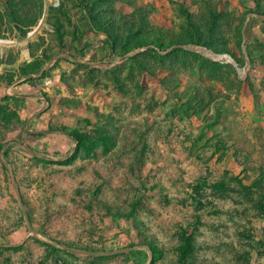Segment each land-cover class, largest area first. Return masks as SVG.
<instances>
[{
  "label": "rangeland",
  "instance_id": "1",
  "mask_svg": "<svg viewBox=\"0 0 264 264\" xmlns=\"http://www.w3.org/2000/svg\"><path fill=\"white\" fill-rule=\"evenodd\" d=\"M210 1L228 52L125 41L193 0H0V264H264V0Z\"/></svg>",
  "mask_w": 264,
  "mask_h": 264
},
{
  "label": "trees",
  "instance_id": "2",
  "mask_svg": "<svg viewBox=\"0 0 264 264\" xmlns=\"http://www.w3.org/2000/svg\"><path fill=\"white\" fill-rule=\"evenodd\" d=\"M26 1L28 0H21V5H23ZM33 2H34L33 5H37V12L34 15V17L33 18L24 17V13L23 14L21 13L20 15L21 22H24L26 25L28 24L29 26H33L37 22L39 17L42 15L43 6H44L43 0H33ZM193 5H197L199 9L197 13L194 12V10L191 9V7H189L188 10L186 9L187 8L186 6L181 7L182 15L185 17V20L187 21V24L183 29L184 34L170 36V40H168L167 44H163L165 43L164 41H166V38H164L163 35L160 34L152 35L150 34V31H148L143 27L142 17L145 15L144 13L137 14V17H140V19L137 20L135 24L133 22L134 16H132V19H128L130 22L127 19H125V26L122 28V32L125 33L124 35L125 41L127 43H131V41L133 42L132 49L139 46L140 47L147 46L152 43H153L152 45L158 47L159 50H163L167 46H172V45L180 46L183 44H196V45L209 47L218 52H228L229 49L227 47V40L224 31H226L225 30L226 28H230L231 23L227 19V15H228L227 12L226 11L219 12L217 8L211 4L210 0H199V1L193 0ZM84 7H85V12L89 11V8H91L90 4L89 3L87 4V2L84 3ZM49 11L53 13L57 12L59 14H63L64 20L66 22L70 21L69 18L67 17V14L64 12V10H62L60 6L54 7L53 5H51L49 7ZM253 13H256L258 16H264V12L262 11L256 10V12ZM8 14L11 16V20L17 23V30L23 35L22 32L23 30H21L22 27L20 26L21 22L19 20V16L17 15V10L11 8ZM54 15H58V14H54ZM110 16L111 15L108 14V19L110 18ZM89 17H90L89 22L91 23V25L93 27L94 26L97 27L99 31H103L107 35L108 30L104 28L102 23V19L104 18H102L101 16L98 17L101 20L100 23L98 18H96L97 16L95 14H90ZM57 20L59 23L58 26H63L61 19L57 18ZM132 23L137 27L139 31L143 32L141 36H138V38L135 39L132 38L133 36L130 30V26ZM108 35H110V38L111 36L113 37V34L111 32L110 33L108 32ZM59 38L61 39L62 37L59 36ZM117 43L119 45V42ZM116 46L117 45H114V47ZM129 48L131 49V47ZM129 48H126V50L124 49L122 55L129 52L130 51ZM3 56L4 55L0 53V59ZM40 65H41V61L38 58H34L30 62L23 63L18 68L19 77L27 78L36 74L40 69ZM12 81H13L12 78L9 79L6 85L7 86L10 85ZM75 142L77 144L79 143L78 137H76ZM221 147L223 149V146ZM78 151L79 149L76 148L74 149V153L77 154ZM3 154L6 155L5 152H3ZM256 169H258V167H256ZM224 175L227 176V181H226L227 183L229 184L236 183L238 185H242L241 179L229 175L227 171H224ZM259 176L261 179L264 178V170L262 169L259 170ZM261 187L264 192V187L263 186Z\"/></svg>",
  "mask_w": 264,
  "mask_h": 264
},
{
  "label": "crops",
  "instance_id": "3",
  "mask_svg": "<svg viewBox=\"0 0 264 264\" xmlns=\"http://www.w3.org/2000/svg\"><path fill=\"white\" fill-rule=\"evenodd\" d=\"M67 142H65V144H67L68 142H72L71 140H69V139H67L66 140ZM75 146H76V144L75 143H70V145H69V147H66L65 148V150H68V155H70L71 154V152L72 151H74V148H75ZM63 147H59V149L61 150ZM65 150H64V152H65ZM52 159V161H55V159H53V158H51ZM61 160V159H60ZM58 161V160H57Z\"/></svg>",
  "mask_w": 264,
  "mask_h": 264
},
{
  "label": "built area",
  "instance_id": "4",
  "mask_svg": "<svg viewBox=\"0 0 264 264\" xmlns=\"http://www.w3.org/2000/svg\"><path fill=\"white\" fill-rule=\"evenodd\" d=\"M222 57L220 58V59H222V58H226L227 59V56L226 55H221Z\"/></svg>",
  "mask_w": 264,
  "mask_h": 264
},
{
  "label": "water",
  "instance_id": "5",
  "mask_svg": "<svg viewBox=\"0 0 264 264\" xmlns=\"http://www.w3.org/2000/svg\"><path fill=\"white\" fill-rule=\"evenodd\" d=\"M0 42L5 43V42H3V41H0Z\"/></svg>",
  "mask_w": 264,
  "mask_h": 264
}]
</instances>
